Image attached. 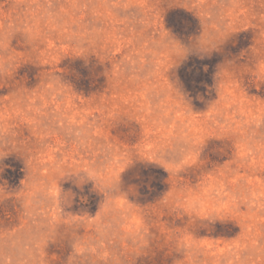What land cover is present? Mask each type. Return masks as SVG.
I'll return each instance as SVG.
<instances>
[{
  "label": "rangeland",
  "instance_id": "1",
  "mask_svg": "<svg viewBox=\"0 0 264 264\" xmlns=\"http://www.w3.org/2000/svg\"><path fill=\"white\" fill-rule=\"evenodd\" d=\"M0 162V264H264V0H0Z\"/></svg>",
  "mask_w": 264,
  "mask_h": 264
},
{
  "label": "clouds",
  "instance_id": "2",
  "mask_svg": "<svg viewBox=\"0 0 264 264\" xmlns=\"http://www.w3.org/2000/svg\"><path fill=\"white\" fill-rule=\"evenodd\" d=\"M194 54V53H193ZM0 163H2V162H0Z\"/></svg>",
  "mask_w": 264,
  "mask_h": 264
}]
</instances>
